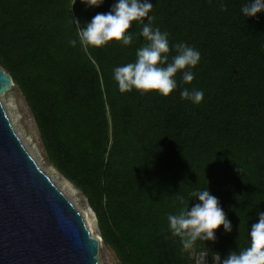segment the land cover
Here are the masks:
<instances>
[{
  "label": "trees",
  "instance_id": "16d2710c",
  "mask_svg": "<svg viewBox=\"0 0 264 264\" xmlns=\"http://www.w3.org/2000/svg\"><path fill=\"white\" fill-rule=\"evenodd\" d=\"M151 2L170 59L180 42L200 53L191 83L178 71L166 97L122 94L112 78L144 44L135 21L130 46L68 45L77 37L71 19L83 27L113 0L96 8L0 0V67L29 108L48 163L86 199L118 264H196L197 252L220 264L247 247L248 228L264 211V13L244 17V0ZM183 88L201 90L202 100H182ZM206 187L232 231L220 226L215 240L184 249L166 217L178 213V196L188 202L193 189Z\"/></svg>",
  "mask_w": 264,
  "mask_h": 264
},
{
  "label": "clouds",
  "instance_id": "9594fccd",
  "mask_svg": "<svg viewBox=\"0 0 264 264\" xmlns=\"http://www.w3.org/2000/svg\"><path fill=\"white\" fill-rule=\"evenodd\" d=\"M79 2L86 8H96L104 0ZM74 3L76 0H71V5ZM152 7L151 0H113L107 12L96 13L90 21L84 22L83 27H80L79 19L72 18L77 37L69 38L67 43L71 47H76L79 43L81 48H98L110 41H117L121 47L130 46L133 33L127 30L135 21L141 25L139 36L143 38L144 44L136 49L134 62L113 68L112 78L122 94L135 89L141 95L155 91L166 97L178 86L175 79L178 71L181 72L183 83H191L194 78L191 69L198 64L200 53L180 42L172 46L176 54L170 59L168 33L153 26V17L149 14ZM220 7L225 10L226 5L221 3ZM240 12L244 17H255L257 13H264V0H244ZM180 98L198 104L203 98V92L183 88ZM237 171L241 172V169ZM189 196L191 199L188 202L195 201L191 207L184 197L178 196L181 205L178 213L168 214L166 217L169 234L178 237L184 249L193 246L197 240H215L214 230L220 226L225 232L232 231L231 221L219 206L218 198L211 195L207 187L193 189ZM256 215L258 219L247 231V247L240 251H230L220 264H264V211L257 210ZM164 238L167 239L168 236Z\"/></svg>",
  "mask_w": 264,
  "mask_h": 264
},
{
  "label": "water",
  "instance_id": "95a60500",
  "mask_svg": "<svg viewBox=\"0 0 264 264\" xmlns=\"http://www.w3.org/2000/svg\"><path fill=\"white\" fill-rule=\"evenodd\" d=\"M12 86L0 67V95ZM99 240L37 166L0 98V264H97Z\"/></svg>",
  "mask_w": 264,
  "mask_h": 264
},
{
  "label": "rangeland",
  "instance_id": "374dc122",
  "mask_svg": "<svg viewBox=\"0 0 264 264\" xmlns=\"http://www.w3.org/2000/svg\"><path fill=\"white\" fill-rule=\"evenodd\" d=\"M0 98L9 114L16 133L35 158L37 166L77 209L89 234L100 237L94 214L88 206L86 199L70 182L69 188L62 186L61 179L63 177L48 163L39 141L35 123L20 91L13 85L9 90L0 95ZM194 255L196 264H207L205 253L197 252ZM96 257L97 264H118L113 251L101 239L98 243ZM214 259L216 260L217 256Z\"/></svg>",
  "mask_w": 264,
  "mask_h": 264
},
{
  "label": "bare ground",
  "instance_id": "6f19581e",
  "mask_svg": "<svg viewBox=\"0 0 264 264\" xmlns=\"http://www.w3.org/2000/svg\"><path fill=\"white\" fill-rule=\"evenodd\" d=\"M53 172V171H52ZM54 173V172H53ZM50 176V175H49ZM59 177V176H57ZM61 185L64 187L69 188V182H67V180H65L64 178L61 179Z\"/></svg>",
  "mask_w": 264,
  "mask_h": 264
}]
</instances>
